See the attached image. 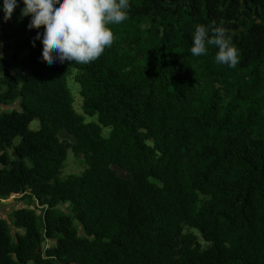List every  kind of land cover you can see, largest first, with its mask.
<instances>
[{
  "label": "trees",
  "instance_id": "obj_1",
  "mask_svg": "<svg viewBox=\"0 0 264 264\" xmlns=\"http://www.w3.org/2000/svg\"><path fill=\"white\" fill-rule=\"evenodd\" d=\"M129 3L99 59L49 65L23 0L6 22L0 0V199L26 200L0 217V264H264V0ZM212 21L235 68L191 55ZM67 150L85 167L61 178Z\"/></svg>",
  "mask_w": 264,
  "mask_h": 264
},
{
  "label": "clouds",
  "instance_id": "obj_2",
  "mask_svg": "<svg viewBox=\"0 0 264 264\" xmlns=\"http://www.w3.org/2000/svg\"><path fill=\"white\" fill-rule=\"evenodd\" d=\"M18 0H3V20L11 19ZM21 16H30L28 29L37 31L32 44L41 40L42 59L49 65L60 63L86 65L99 59L115 42L112 25L129 18V0H23ZM2 46V41H0ZM214 46L215 62L235 68L239 49L233 44L223 21L195 26L190 48L193 57L206 55ZM2 56V53H0Z\"/></svg>",
  "mask_w": 264,
  "mask_h": 264
},
{
  "label": "rangeland",
  "instance_id": "obj_3",
  "mask_svg": "<svg viewBox=\"0 0 264 264\" xmlns=\"http://www.w3.org/2000/svg\"><path fill=\"white\" fill-rule=\"evenodd\" d=\"M0 53H2V56H0V58H7L9 51L6 50L5 46H0ZM75 70H72L66 77V84L69 88V91L71 93L72 96V106L74 108V110L78 113H81L80 110V104H81V98L79 96L78 93V84L73 80V74H74ZM10 107H15L14 103H1L0 104V110H4V109H8ZM84 121L85 122H95V117L94 116H88V115H84ZM39 126V122L37 119H32L29 123H28V128L31 130H35L37 129ZM108 128H104L102 127V133L104 135L107 134ZM18 141V137H15L13 139V142L16 143ZM10 148L7 149V151L10 153ZM11 158H13V156H11ZM85 167V164L83 162V159L81 157V155L77 154H73L71 153L69 150H67L66 152V158L62 164V167L60 169L59 172V177L63 178L67 175H75L78 174L82 171V169ZM114 170L119 173V174H123V172L114 167ZM20 194H10L7 198L5 199H0V217H3L4 219H6L7 223L10 225L11 227V220H12V216L10 215V211L22 206L23 203L26 200L22 199L19 197ZM67 206L65 204H63V206H56V210L58 212H62L65 214L70 215L71 212L69 211V209H67ZM72 223L75 227H77V221L75 219H72ZM11 230H13V228H11ZM189 230L188 228H184V231ZM52 245V242L49 240L44 241L43 246H49ZM27 264H32V263H27Z\"/></svg>",
  "mask_w": 264,
  "mask_h": 264
},
{
  "label": "water",
  "instance_id": "obj_4",
  "mask_svg": "<svg viewBox=\"0 0 264 264\" xmlns=\"http://www.w3.org/2000/svg\"><path fill=\"white\" fill-rule=\"evenodd\" d=\"M17 194H20V192H18Z\"/></svg>",
  "mask_w": 264,
  "mask_h": 264
}]
</instances>
